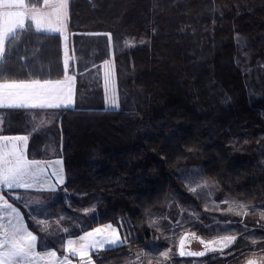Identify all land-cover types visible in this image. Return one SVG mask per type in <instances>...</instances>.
<instances>
[{"label": "trees", "instance_id": "16d2710c", "mask_svg": "<svg viewBox=\"0 0 264 264\" xmlns=\"http://www.w3.org/2000/svg\"><path fill=\"white\" fill-rule=\"evenodd\" d=\"M70 21L109 31L118 43L120 107L78 104L59 116L65 188L77 206L97 208L74 235L102 224L130 233L126 245L93 251L96 264L142 257L158 228L154 210L173 193L184 196L178 172L194 156L231 206L260 210L244 217L246 245L204 264L264 255V218L257 219L264 213V0H70ZM55 67L60 35L28 29L10 43L0 78ZM194 208L199 220L188 215L184 223L206 232L213 215Z\"/></svg>", "mask_w": 264, "mask_h": 264}, {"label": "rangeland", "instance_id": "374dc122", "mask_svg": "<svg viewBox=\"0 0 264 264\" xmlns=\"http://www.w3.org/2000/svg\"><path fill=\"white\" fill-rule=\"evenodd\" d=\"M78 25L79 24L74 21L71 22L70 35H72L71 66L72 70H74L79 77V106L81 109L89 108L95 105L94 102H96L100 104V106H104L108 109L119 108L121 99L118 90L117 62L115 61V52H117L118 48L117 39L114 38L109 31L85 30L79 28ZM105 34L111 35V44H109L108 36ZM105 61L110 63L113 74V84L107 92L104 88V74L107 70ZM82 84L83 87L81 88L80 85ZM85 91L89 92V94H85ZM113 96L115 97V104L112 103ZM95 98L100 99L97 102ZM59 116L60 114L44 115V118H42L44 121L43 125L38 126L37 132L42 134L41 136L46 138L47 141L56 145L57 149H59L61 145V150L59 151H63V143H60L62 140L59 136ZM33 126L36 125L33 124ZM244 133L246 135V132ZM240 153L241 152H239V154ZM178 177L180 179V190H184V196L173 193L170 195L171 200L165 208L154 210L151 223H156L155 226L151 225V227H158L157 231L155 234L151 235L152 238L149 242V247L141 251L142 257L136 256L132 258L131 262H133V264H160L161 261H163V264H203L206 261L202 259L193 257L177 258L178 254L176 249L178 242L180 237L186 233L190 234L193 243L192 248L196 251L201 250L202 246L199 242L208 239H216V241H218L221 237L229 235L236 237L235 242L238 245H246V238L249 234H246V228H248V226H246V219H244V217H246L251 210H260L251 209L246 203L241 202L237 203V205H245L247 207L241 209L231 206V200L220 194L221 190L216 181L205 172L202 158L197 156L193 158L190 157L187 165L183 164L181 168H179ZM205 181L207 182L206 185L202 188L197 187L198 185L204 184ZM190 187L196 188L197 192L190 191ZM74 195H76L75 192L66 189L64 183L63 187L55 194L37 193L24 196L25 200H41L44 205L43 207L32 205L30 209L23 207L26 213L31 211L36 219L44 221L47 225L46 228H41L27 217L30 225L39 230L37 235L39 236L40 250L54 249L61 255H68V253L63 251V245L66 244L68 237L77 236L99 226L97 225L74 235L77 229H82L87 225L89 217L91 218L93 214L97 213V208L95 207L77 206L72 199ZM232 204L235 205L236 203L232 202ZM197 206L202 207L203 211L207 214L210 213L213 215L208 216L209 222L204 226V228L207 229L206 232L200 229H194L195 222L188 225L184 223L187 221L188 218L186 216L188 215L192 218L195 217V221L199 220V218H196L197 210L194 208ZM230 208L232 209L231 211L229 210ZM78 211L82 213V215H79ZM237 212L241 214L237 215ZM164 213L167 215V218H157ZM259 217L260 218L257 219L264 218V215L260 214ZM232 218H234V221ZM178 222L179 226H177ZM262 223L264 224V221ZM158 232L162 235V238H160ZM217 246L219 248L217 251H210L204 256L205 258H202L204 260H209L210 258H214V256L224 255L226 251L231 249L230 247V249L224 248L223 252H221V246L219 244H217ZM100 250L102 249L97 251ZM165 252L169 253L167 259L161 255V253ZM90 256L92 262L96 264L92 255ZM70 258L74 261H80L79 257ZM118 259L120 261V258ZM239 259V264H246L248 260H254L257 264H264V255L261 254H254L251 256L245 255ZM79 263L74 262L73 264ZM123 263L129 264L127 260H123Z\"/></svg>", "mask_w": 264, "mask_h": 264}, {"label": "snow or ice", "instance_id": "6c2138e0", "mask_svg": "<svg viewBox=\"0 0 264 264\" xmlns=\"http://www.w3.org/2000/svg\"><path fill=\"white\" fill-rule=\"evenodd\" d=\"M45 7L56 9L54 22L46 18L45 14L35 7L29 9L25 0H0V61L5 57V42L9 37L15 39L18 29L26 30V20H31L34 23L35 30L38 33H58L60 36H65L68 0H61L59 5L46 3ZM105 35L108 36V42L111 44V35ZM64 43L65 50H67L66 37ZM105 65L107 70L104 74V88L107 92L113 84V74L110 63L105 61ZM63 68L65 70L63 80H6L0 83V109L69 107L72 102L71 85L74 77L67 74L68 59L63 61ZM2 74L0 72V75ZM112 103L115 104L114 96L112 97ZM28 140V135L8 136L0 134V192L7 190L4 195H0V213H3V215H0V264H71L70 257H79L80 264H92L89 255L90 250H112L128 244L130 233L122 237L118 230L123 227L122 224L118 228L105 225L85 232L76 240L68 239L67 243L63 245V251L68 255L58 257L55 251L38 252L36 250L39 237L29 231L28 226L25 224L24 215L14 205L19 203L21 206L30 209L32 205L43 207V202L41 200H25L24 196L28 194L27 191L17 194L14 190H32L37 193L55 192L65 183V177L60 168L61 161L59 160L54 164H49L28 159L26 156ZM49 168L52 170L48 171ZM206 184L205 181L204 184L197 187L202 188ZM190 191L197 192V189L190 187ZM236 207L243 209L247 206L236 205ZM236 214L240 215L241 213L237 212ZM26 215L37 226L47 227L45 222L36 219L31 211L27 212ZM155 223L153 222V226H155ZM177 226H179V222ZM235 241V236H224L218 241L211 242L210 245L206 244L205 251L185 252L182 240L179 254L181 256L200 257L205 255L207 251H216L214 245L217 244L221 246L220 251L223 252L224 248H228ZM161 255L167 259L169 253L165 252ZM160 264H163V261ZM246 264H257V262L248 260Z\"/></svg>", "mask_w": 264, "mask_h": 264}, {"label": "crops", "instance_id": "0c3cea01", "mask_svg": "<svg viewBox=\"0 0 264 264\" xmlns=\"http://www.w3.org/2000/svg\"><path fill=\"white\" fill-rule=\"evenodd\" d=\"M41 3L40 4H34L32 2V0H25L26 4L28 5V8L31 9L33 7H35L38 11L42 12L45 14L46 18H49L51 20H53V22L55 21V12L56 9L52 8V7H45V4H49V5H59V3L61 2V0H40ZM26 24V30H17V37L15 39H13L12 37H9L8 40L5 42L6 44V54L9 52V45L12 41L14 40H18L21 36L23 38V34L24 32H26L28 29L33 30L34 32H36L35 30V25L31 20H26L25 21ZM70 25H71V21H70V0H68V8H67V19L65 22V36H60L61 39V68L57 69L56 67L53 68V70L55 71H49V73H44V71H41L38 69V71H35V74L27 77V76H18V77H14V78H0V83L4 82V81H26V80H31V79H41V80H63L65 78V70L63 68V61L65 59L69 60V68H68V72L67 74L74 77L73 81H72V102L69 105V107L67 108H73L74 106L78 105V92H79V77L77 75V73L74 72V70H72V66H71V46H72V35H70ZM39 33H44V32H39ZM49 34V33H46ZM51 34H58V33H51ZM60 35V34H58ZM65 37H66V41H67V53L65 50ZM5 58V57H4ZM3 58V60H4ZM0 61V65L3 62ZM45 69V68H44ZM66 109L64 107L61 108H53V109H0V134L3 135H8V136H16V135H28L29 136V140L27 143V148H26V156L28 159L30 160H36L38 162L41 163H49V164H54L57 160L61 161L60 164V168L63 171V175L65 177V181H66V172H65V168H64V161L62 159V151L61 150V145L60 148L57 149L56 145L50 143L49 141H47L46 138H43L39 132H37L38 130V126L39 125H43V119L44 115H59L61 114V110ZM39 121V123H38ZM36 125V126H33ZM62 143V142H60ZM52 169L49 168L48 171H51ZM64 185V184H63ZM63 185H61L55 192H51V191H45L43 192L45 193H51V194H55L60 188L63 187ZM7 190H4L3 192H0V195H4V192H6ZM15 193L20 194V193H25L27 191L28 195H34L37 194V192L32 191V190H23V189H19V190H14ZM41 194V193H40ZM7 198V197H5ZM10 203H12L11 200H9ZM14 206L18 207L19 210L21 211V214L24 215V220H25V224L28 226L29 231H32L33 234H36L34 232V230L28 225V220H27V216H26V211L23 208V206H21V204L17 203ZM0 215H3V213H0ZM105 225H112V224H102L99 225L97 227H103ZM95 227V228H97ZM113 228H116L115 226L112 225ZM94 228V229H95ZM89 231V230H88ZM91 231V230H90ZM87 232V231H85ZM85 232L77 235V236H71L68 237V239H73L76 240L79 238V236L84 235ZM37 235V234H36ZM39 237V236H38ZM66 240V243H67ZM38 252H44L45 250L48 251H55L54 249H45V250H40L39 247V239H38V243H37V249ZM57 253V251H55ZM91 250L89 251V255H91ZM58 257H62L64 255H61L59 253H57ZM71 264L75 263H79L80 261H74L71 260ZM80 264V263H79ZM92 264H94V262H92Z\"/></svg>", "mask_w": 264, "mask_h": 264}, {"label": "flooded vegetation", "instance_id": "af4514ba", "mask_svg": "<svg viewBox=\"0 0 264 264\" xmlns=\"http://www.w3.org/2000/svg\"><path fill=\"white\" fill-rule=\"evenodd\" d=\"M185 235V237H184V239H183V250L185 251V252H201V251H205V245L206 244H211V242H213V241H216V239H208V240H204L203 241V243L202 242H199V243H201V250H198V251H196V250H194L193 248H192V239H191V236H190V234H188V233H186V234H184ZM181 238H182V236H181ZM181 238H180V240H179V242H178V245H177V249H176V251H177V258H179V259H182V258H187V257H193V256H187V255H185V256H181L180 254H179V252H180V249H181ZM187 242H189L190 244H189V247L187 248ZM236 244V242L234 243V244H232V245H230L229 247L230 248H233V246ZM214 247H216V249L218 250L219 248H218V246L217 245H214ZM228 247V248H229ZM229 248V249H230ZM216 250V251H217ZM232 251V250H231ZM210 251H207L206 252V254H208ZM214 252V251H213ZM227 252V251H226ZM243 252H246V249H244L243 250ZM206 254L205 255H203V256H200V257H193V258H197V259H202L203 261H206L207 262V260H204L203 258H205L204 256H206ZM203 257V258H202ZM217 258H218V256H214V258H210L209 260H214V261H216L217 260ZM208 260V261H209ZM203 263V262H202ZM204 264V263H203Z\"/></svg>", "mask_w": 264, "mask_h": 264}, {"label": "water", "instance_id": "95a60500", "mask_svg": "<svg viewBox=\"0 0 264 264\" xmlns=\"http://www.w3.org/2000/svg\"><path fill=\"white\" fill-rule=\"evenodd\" d=\"M184 237H185V235H183V236H182L181 240H183V239H184ZM189 244H190V243H189V242H187V248L189 247Z\"/></svg>", "mask_w": 264, "mask_h": 264}]
</instances>
